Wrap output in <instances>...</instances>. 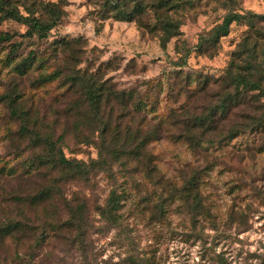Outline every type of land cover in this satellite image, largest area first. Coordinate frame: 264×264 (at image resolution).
Masks as SVG:
<instances>
[{"label": "rangeland", "instance_id": "rangeland-1", "mask_svg": "<svg viewBox=\"0 0 264 264\" xmlns=\"http://www.w3.org/2000/svg\"><path fill=\"white\" fill-rule=\"evenodd\" d=\"M114 1L11 0L20 14L43 19V4L55 5L59 21L42 39L26 34L25 24L0 22V35L9 36L0 41V229L32 228L0 234V264H264V130L193 147L171 119L181 124L185 112L201 116L221 101V78L240 44L255 51L242 55V67H264V0H168V10L127 0L129 20L115 18ZM233 13L244 17L216 39ZM167 22L177 28L166 40ZM75 69L125 93L138 112L124 117L118 135L110 126L111 148L131 150L126 133L137 132L138 144L159 128L136 159L115 161L104 151L110 165L77 177L38 164L43 150L22 126L50 135L66 158H98L99 134L85 104L78 107L81 90L67 83ZM204 79L207 92L199 91ZM14 98L26 120L10 114ZM146 153L153 172L145 170ZM41 231L46 241L36 248Z\"/></svg>", "mask_w": 264, "mask_h": 264}, {"label": "trees", "instance_id": "trees-1", "mask_svg": "<svg viewBox=\"0 0 264 264\" xmlns=\"http://www.w3.org/2000/svg\"><path fill=\"white\" fill-rule=\"evenodd\" d=\"M158 2L157 7L168 10V0H155ZM11 0H0V22L3 18H8L16 22L25 24L27 26L26 34L29 36L36 35L37 38L42 39L47 36V34L57 25L59 21V11L55 8V5L50 3L43 4V9L48 15L47 19L40 17H31L30 15H22L17 10V8L10 4ZM115 7V18L117 20H129V13L126 11L125 4L127 0H116ZM244 17L241 14H229L227 15L222 24L215 30L214 37L217 39V35L220 33L225 35L228 32L229 25L237 20ZM177 26H173L171 22H167L162 28V32L165 35L166 40L174 36L173 29ZM9 40L8 35H0V41ZM165 40V41H166ZM14 46V45H12ZM247 51L255 52L254 48H247V44H240L238 49L231 54V59L226 66L222 78H221V94L223 98L218 100L217 105L209 107L208 110L201 116H195L191 112H185L182 115L181 124L177 123V117L173 114L171 119L173 126L177 130L181 131V138L186 140L188 144L193 147H200L203 143H215L221 140H232L241 135H251L254 133L261 132L264 130V67L261 69L253 68L251 63H246L245 66H241L242 55ZM256 56V53H254ZM254 59H256L254 57ZM25 59H21L24 62ZM69 86L75 88L76 90H81L80 100L78 107L81 105L88 109L87 113H90V121L92 120L94 127L93 130L99 134L98 138L100 140L99 155L97 159L90 161L89 163H83L76 161L75 159L66 158L62 152L61 147L57 148V141H53L52 137L43 131L32 132L26 126H22L20 131L22 134H31L33 136V143L35 146L43 150L41 154L38 155V164L47 166H53L57 168L58 171H66L70 173V176H81L85 174L86 170L96 169V168H106L110 165L104 158V151L111 154L113 160L118 161L120 159V154H123L125 160H133L139 156V150L145 146V141L148 139H158L159 128L157 126H151L148 130L146 138L135 144V138L138 133H126L129 138L123 142V146L130 147L133 146L131 150H126V152H120L116 149V144L114 148L109 146L106 140H104V135L108 134L110 126L113 125L111 133L113 135H118V128L122 125L124 117L138 115L137 111H131L127 107L125 101V93L120 94L119 92L113 93L103 83L99 82L97 76L90 74L80 73V69H75L72 74L66 77ZM209 89L208 80L204 79L199 86V91L207 92ZM107 92V94H106ZM248 92H253V95L246 98ZM219 99V98H218ZM15 98L11 99L9 102L10 114L14 117H22L26 120L29 116L27 110H19L18 106H15ZM117 105L116 112H118L114 121H112V110L113 105ZM251 105H257L256 107H249ZM82 107V109H84ZM105 107V110L103 108ZM84 111V110H83ZM115 111V110H114ZM106 115V118H105ZM197 133L199 135L197 136ZM132 134V135H131ZM117 136H114L116 138ZM148 138V139H147ZM201 138H206L202 140ZM147 139V140H146ZM197 139V140H195ZM98 146V147H99ZM57 149L56 153L55 150ZM153 157L151 154L146 153V172H153L155 166L152 163ZM46 164V165H45ZM123 165V163H121ZM50 191L41 190L37 194L31 197L30 202H36L44 198ZM117 199L114 193L111 194L109 202L112 203L111 208L115 209V203ZM74 221V220H72ZM64 223L68 225H75ZM80 223V222H78ZM62 227H67L66 225ZM24 232L32 231V228L27 226V224L10 222L5 224L0 229V234L3 236L11 235L13 232L18 230H24ZM61 228V227H60ZM44 231H41L39 236L33 237L34 246H40L46 240L44 239ZM37 248V247H36ZM32 250V249H31Z\"/></svg>", "mask_w": 264, "mask_h": 264}]
</instances>
